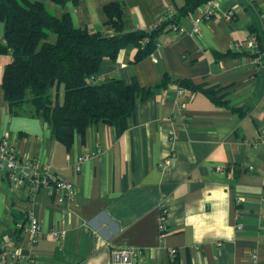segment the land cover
<instances>
[{
    "label": "crops",
    "instance_id": "0c3cea01",
    "mask_svg": "<svg viewBox=\"0 0 264 264\" xmlns=\"http://www.w3.org/2000/svg\"><path fill=\"white\" fill-rule=\"evenodd\" d=\"M115 2L122 4L126 30H151L186 0L45 4L57 17L70 14L75 27L113 34L104 9ZM217 3L218 14L202 21L198 32L200 5L179 18L176 30L160 34L149 57L135 62L137 48L128 45L116 60L104 59L96 77L126 83L136 77L154 88L169 76L213 87V98L171 81L137 104L121 133L94 124L71 148L30 104L12 113L2 86L11 55L0 54V138L75 188L73 200L59 202L52 187L31 193L28 182L12 183L0 172V250L17 252L25 264L29 257L34 264H110L113 248L136 249V264H264V55L255 62L245 43L254 33L264 47V0ZM229 10L231 20L225 18ZM56 41V34L47 38ZM0 44H6L4 23ZM167 157L172 165L162 170L158 164ZM163 210L169 219L164 235ZM31 211L43 231L35 244L25 230ZM62 227L60 237L52 235Z\"/></svg>",
    "mask_w": 264,
    "mask_h": 264
},
{
    "label": "trees",
    "instance_id": "16d2710c",
    "mask_svg": "<svg viewBox=\"0 0 264 264\" xmlns=\"http://www.w3.org/2000/svg\"><path fill=\"white\" fill-rule=\"evenodd\" d=\"M46 1L58 6L77 2L0 0V24L5 25L6 38V44H0V54L11 55L4 67L2 86L13 114H20L23 105L30 104L35 114L50 123L57 140L68 148L74 144L76 135L84 136L94 124L114 125L121 133L137 104L149 98L155 88L167 86L171 81L214 97L213 87L169 76L154 88L142 87L136 77L130 83L117 77L96 81L104 59L116 60L128 45L137 48L135 62L146 59L156 49L160 34L207 0H186L178 14L167 13L166 19L151 30H126L122 4H108L104 9L105 23L112 27L113 34L75 27L70 14L55 16ZM50 34L57 35L55 43L47 42ZM258 38L264 48L260 35Z\"/></svg>",
    "mask_w": 264,
    "mask_h": 264
},
{
    "label": "built area",
    "instance_id": "2783aa9c",
    "mask_svg": "<svg viewBox=\"0 0 264 264\" xmlns=\"http://www.w3.org/2000/svg\"><path fill=\"white\" fill-rule=\"evenodd\" d=\"M218 14L217 0H207L201 4L198 8V15L194 21L193 32L199 31V24L202 21L208 20ZM234 16V11L229 10L225 18L231 20ZM166 19L162 17L156 24H160ZM175 30L177 26L173 27ZM182 31V29H181ZM246 46L253 53V59L255 62L260 63L264 52L261 51L256 34H251L246 40ZM260 142L264 144V134L260 138ZM86 156L78 158V162L75 165V171L79 172L82 168V162ZM173 158L167 157L163 159L158 165L162 170H166L172 165ZM0 172H6L9 181L12 183L28 182L31 193L37 192L41 188L52 187V192L56 194L59 202L65 200H73L75 197V188L72 181L58 178L52 175L51 170L48 167L41 168L38 160H32L30 158H22L17 152V148L13 142L7 137L0 138ZM168 212L163 210L160 217V230L164 235L168 226ZM25 230L29 236L31 244H35L42 236V225L35 213L31 211L29 213V223L25 227ZM64 232V228H57L51 231L55 237H60ZM177 249H172V253L175 254ZM137 250L134 248H113L111 250L110 264H136L135 258ZM251 258L256 259V251L251 252ZM33 257H29L28 264H34ZM0 264H25L21 261L17 252L9 249L0 250Z\"/></svg>",
    "mask_w": 264,
    "mask_h": 264
}]
</instances>
